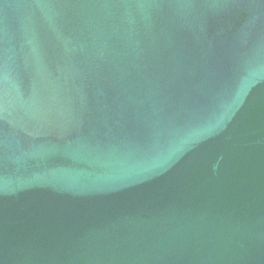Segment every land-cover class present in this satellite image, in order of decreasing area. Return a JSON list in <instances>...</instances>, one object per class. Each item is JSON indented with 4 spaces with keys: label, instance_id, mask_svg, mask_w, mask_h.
I'll return each instance as SVG.
<instances>
[{
    "label": "water",
    "instance_id": "95a60500",
    "mask_svg": "<svg viewBox=\"0 0 264 264\" xmlns=\"http://www.w3.org/2000/svg\"><path fill=\"white\" fill-rule=\"evenodd\" d=\"M0 264H264V0H0Z\"/></svg>",
    "mask_w": 264,
    "mask_h": 264
}]
</instances>
